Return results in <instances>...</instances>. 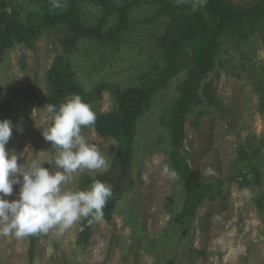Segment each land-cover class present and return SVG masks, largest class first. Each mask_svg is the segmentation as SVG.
Here are the masks:
<instances>
[{
	"label": "rangeland",
	"instance_id": "obj_1",
	"mask_svg": "<svg viewBox=\"0 0 264 264\" xmlns=\"http://www.w3.org/2000/svg\"><path fill=\"white\" fill-rule=\"evenodd\" d=\"M127 1L133 0H114L118 5ZM253 1L232 0L243 5ZM152 2L141 0L132 6L129 27L121 33L119 42L101 46L85 39L71 53L87 91L101 82L122 88L134 86L155 63L154 37L162 32L165 22L152 20ZM20 3L23 13L38 9L24 0ZM81 11L87 23H94L103 14L99 6L88 2H81ZM114 20L110 19L109 25ZM56 28H43L28 42H17L0 64L3 96L12 108L9 149L19 156L18 164L27 166L39 159L50 170H54L55 149L44 140L42 130L52 122L44 110L49 103L47 72L62 51ZM215 70L208 81L213 83L222 104H203L199 109L209 111L206 116L198 118L195 113L187 119L183 155L201 179L226 181L222 197L206 202L190 222L177 220L185 191L177 173L174 179L162 174L164 165L174 170L168 154L174 148L160 119L177 98V84L185 78L183 73L160 90L138 124L132 167L135 189L124 194L113 219L93 223L87 246L77 242L82 219L62 233L58 227L38 233L32 263L31 235L20 239L0 235V264H165L170 258H175L176 264H264V211L256 202L264 196V148L258 159L240 161L241 148L250 150L248 145L264 136V30L240 47L234 41L227 45ZM88 104L98 117L113 110L114 99L104 91ZM197 121L200 125L195 126ZM82 134L98 146L109 168L105 172L84 170L73 174L66 185L68 190H79L85 174L107 173L116 155V142L101 136L95 124L83 127ZM251 167L261 169V183L250 172ZM243 173H248L247 179ZM18 192L19 186L14 185L8 199L17 198Z\"/></svg>",
	"mask_w": 264,
	"mask_h": 264
},
{
	"label": "trees",
	"instance_id": "obj_2",
	"mask_svg": "<svg viewBox=\"0 0 264 264\" xmlns=\"http://www.w3.org/2000/svg\"><path fill=\"white\" fill-rule=\"evenodd\" d=\"M24 1L38 6V9L23 13L20 0H0V64L6 52L17 42H28L43 28L57 27L56 40L62 51L56 55L47 72L49 103L59 106L69 94H79L85 102L91 103L99 99L104 91L110 92L114 99L113 110L100 114L95 122L98 133L117 144L111 168L107 173L95 176L85 174L79 183V190L89 187L93 179L111 185L113 195L103 209V219L111 221L124 194L135 189L132 167L140 120L151 109L160 90L169 87L172 80L183 73H186L185 78L177 84L178 96L160 119V124L171 135L170 144L174 150L168 154L185 191V201L177 220L190 222L206 202H216L223 196L226 181L220 178L201 179L183 155L186 153L183 144L185 124L192 114L203 118L209 113L199 109L203 104L212 107L222 104L208 79L221 64L227 45L234 41L240 47L264 30V0L244 5L235 4L232 0H204L203 3L201 0H153L152 20L165 22L162 32L154 37L152 55L155 63L134 86L122 88L116 83L101 82L92 91H87L81 84L71 53L85 39L101 46L119 42L121 33L129 27L130 9L140 4L141 0L127 1L122 5L114 0H62L60 9H52L49 0ZM81 2L99 6L102 16L94 23H87L81 11ZM114 18L116 21L109 25L110 19ZM3 94L0 85V116L9 119L12 108ZM194 124L198 126L200 121ZM248 146L250 150L244 147L240 150L241 162L259 158L264 148V136ZM7 147L10 148V140ZM250 172L261 183V169L251 167ZM247 175L242 174L246 179ZM256 202L264 211V196L258 197ZM89 219H82L79 228L77 242L84 246L90 242L94 223H89ZM38 241V234L30 236L31 263L37 254ZM165 264H176V260L170 258Z\"/></svg>",
	"mask_w": 264,
	"mask_h": 264
},
{
	"label": "clouds",
	"instance_id": "obj_3",
	"mask_svg": "<svg viewBox=\"0 0 264 264\" xmlns=\"http://www.w3.org/2000/svg\"><path fill=\"white\" fill-rule=\"evenodd\" d=\"M204 0H201L203 3ZM52 9H60L62 0H49ZM44 110L51 115V124L43 127L42 136L55 151L54 170L44 167L39 159L18 164L19 156L7 145L13 134V122L0 120V235L20 239L38 233L59 232L71 228L81 219L89 223L104 218L103 209L113 195L110 184L93 179L82 190H68L73 174L88 170L105 172L109 164L98 146L82 134V128L93 126L96 111L79 94H69L59 106L48 103ZM162 174L173 179L176 172L168 165ZM19 186L18 197L13 195ZM245 195H248L245 190Z\"/></svg>",
	"mask_w": 264,
	"mask_h": 264
}]
</instances>
